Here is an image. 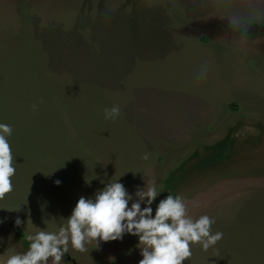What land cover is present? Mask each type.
<instances>
[{
	"label": "rangeland",
	"instance_id": "obj_1",
	"mask_svg": "<svg viewBox=\"0 0 264 264\" xmlns=\"http://www.w3.org/2000/svg\"><path fill=\"white\" fill-rule=\"evenodd\" d=\"M0 122V264L119 176L156 181L153 214L172 194L214 220L222 239L182 264H264V0H0ZM137 244H69L61 264H138Z\"/></svg>",
	"mask_w": 264,
	"mask_h": 264
},
{
	"label": "clouds",
	"instance_id": "obj_2",
	"mask_svg": "<svg viewBox=\"0 0 264 264\" xmlns=\"http://www.w3.org/2000/svg\"><path fill=\"white\" fill-rule=\"evenodd\" d=\"M103 115L115 120L120 115L119 105L105 108ZM11 134V126L0 122V197L13 191L16 169L8 142ZM149 157L144 153L140 158L148 161ZM118 178L109 180L92 198L80 197L71 214L62 218L65 227L29 235L28 249L9 255L2 264H61L69 244L83 253L89 242L97 246V242L122 240L125 234L138 238L142 257L138 264H182L192 255L191 245L199 244L207 251L222 239L223 233L211 231L214 220L208 215L197 219L187 215L186 202L179 195L168 194L159 200L153 214L151 206L160 194L155 180L130 194ZM20 223L17 219L16 225Z\"/></svg>",
	"mask_w": 264,
	"mask_h": 264
}]
</instances>
